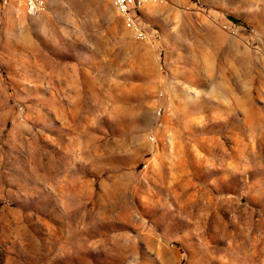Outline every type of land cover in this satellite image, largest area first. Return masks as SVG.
<instances>
[{"label":"rangeland","instance_id":"374dc122","mask_svg":"<svg viewBox=\"0 0 264 264\" xmlns=\"http://www.w3.org/2000/svg\"><path fill=\"white\" fill-rule=\"evenodd\" d=\"M140 15L0 8V264H264V0Z\"/></svg>","mask_w":264,"mask_h":264},{"label":"built area","instance_id":"2783aa9c","mask_svg":"<svg viewBox=\"0 0 264 264\" xmlns=\"http://www.w3.org/2000/svg\"><path fill=\"white\" fill-rule=\"evenodd\" d=\"M151 1L152 0H111L124 24L138 39H147V33L140 23V14L143 8ZM9 5L21 6L28 13L33 14L46 6V0H0V8Z\"/></svg>","mask_w":264,"mask_h":264},{"label":"trees","instance_id":"16d2710c","mask_svg":"<svg viewBox=\"0 0 264 264\" xmlns=\"http://www.w3.org/2000/svg\"><path fill=\"white\" fill-rule=\"evenodd\" d=\"M231 19H232V21L237 22V20L235 18H231Z\"/></svg>","mask_w":264,"mask_h":264}]
</instances>
